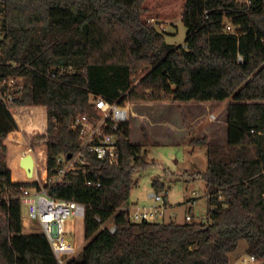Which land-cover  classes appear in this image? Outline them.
<instances>
[{
	"label": "trees",
	"instance_id": "trees-1",
	"mask_svg": "<svg viewBox=\"0 0 264 264\" xmlns=\"http://www.w3.org/2000/svg\"><path fill=\"white\" fill-rule=\"evenodd\" d=\"M178 18L188 31L177 45L152 21ZM18 76L25 82L12 104L0 100V264H60L45 234L24 231L21 187L39 181L12 179L8 140L30 146L8 137L18 128L10 108H47L46 127L27 135L46 144L49 171L61 153L79 150L69 124L96 112L92 95L120 104L231 98L227 143L190 141L207 150L206 220L133 222L122 208L135 172L151 165L150 139L144 128L145 143L133 142L122 123L118 163L88 154L86 172L47 184L51 196L87 205V243L66 264H231L241 239L264 264V0H0V83ZM110 218L115 231L104 226Z\"/></svg>",
	"mask_w": 264,
	"mask_h": 264
},
{
	"label": "rangeland",
	"instance_id": "rangeland-1",
	"mask_svg": "<svg viewBox=\"0 0 264 264\" xmlns=\"http://www.w3.org/2000/svg\"><path fill=\"white\" fill-rule=\"evenodd\" d=\"M152 22L155 23L157 28L165 34L168 42L177 45L184 44L188 28L181 18L167 21L154 19ZM23 81L25 82V78ZM214 101L215 102H212V105L208 107L209 111L201 116V122L205 121L208 125L210 124L209 119L211 117V135L214 137L215 142L220 143L225 141L223 126H225L227 107L231 98ZM135 102H133L130 107L131 110L136 113L138 110L135 109ZM201 103L204 104L202 107H206L205 102ZM164 108V113H169V110L171 109L168 114L171 115L170 119L166 122H160L150 127L153 139H151V143L147 146L144 156L151 162V165L144 169H138L135 172V178L138 180V184L131 191L130 201H133L137 206L141 207H151L155 205L156 201L151 194L156 192L153 187V182L156 179H159L164 183V189L160 191V194L166 198L169 204L167 213H165L166 221L172 219L176 222H185L188 214L192 215L193 220L204 219L203 217L207 216L208 210V191L206 182L201 173L207 168V150L202 145L193 146L190 143V138H192L198 130L197 134H202L201 130L203 129H193L190 136L189 130L191 129H188L187 124H184V114H182L180 107L165 106ZM187 108L190 107L188 106ZM177 110L179 111V114ZM12 112L18 122V128L16 129L18 131H11L9 137L17 142H24L30 147L17 146L16 142L8 140L9 164L12 167L11 161H17L19 169L23 174H26L27 170L26 167L21 164V159L26 155L23 154V152L29 148L31 151L33 150L32 155L35 158V165H37L38 174V176L35 174L32 179H22L18 178V176L21 175L20 170L12 168V179L16 181H37L38 177L39 182L44 183L47 163L46 144L40 141L37 142V145L34 147L27 134L29 131L35 132L46 127L47 108L45 106L14 107ZM191 112H194V110ZM134 114L127 121L130 124L133 122L132 140L136 143L142 141L145 143L143 134V129L145 127L139 124V119L135 118L136 114ZM185 117L191 127L189 118L187 115H185ZM198 124L199 122L196 123L195 126H198ZM31 151H29V153ZM253 152L254 149L252 150V153ZM27 174H29V172ZM14 175H18V179L14 178ZM22 209L25 214L26 207L23 206ZM158 220L164 221L163 217L158 218ZM83 221L84 219L82 217H71L66 221L65 226L70 239L74 240V238H80L84 229ZM113 223H115L114 219L110 218L104 226H111ZM32 231L42 232V229L38 227L32 229ZM86 243L87 240L85 239L73 256L78 255ZM246 247L247 241L241 239L237 249L229 253L231 264L258 263L257 261L256 263L249 261L250 255L247 254ZM245 258L247 259L245 260Z\"/></svg>",
	"mask_w": 264,
	"mask_h": 264
},
{
	"label": "built area",
	"instance_id": "built-area-1",
	"mask_svg": "<svg viewBox=\"0 0 264 264\" xmlns=\"http://www.w3.org/2000/svg\"><path fill=\"white\" fill-rule=\"evenodd\" d=\"M241 1L251 5L253 0ZM225 29L230 32L238 30L229 20H227ZM64 69L66 72L74 71L72 66ZM54 73L51 70L49 75ZM23 79L22 76L5 78L0 83V100L10 106L14 99V92L24 85ZM91 101L96 112L74 116L69 124V127L78 133L79 150L71 154L70 157L66 153H61L56 158V165L51 167L49 171L46 163L44 183L39 182V186L21 187L22 208L23 206L26 207L25 214L22 209L23 223L25 219H28L39 224L60 264H66L80 247V244L68 237L66 221L71 217L84 218L87 205L77 200L51 196L47 184L64 182L70 173L86 172L91 165L88 154H94L110 164L118 163L120 159L119 139L124 134L121 124L127 122L135 113L131 110L130 101L125 102L126 105L120 104L119 102H111L101 95H92ZM87 183L91 184L90 181ZM151 196L156 201L155 205L151 207H141L134 204L123 206L122 209L127 213L130 221H159L158 218H164L169 207L166 198L160 192L152 193ZM203 218L206 220V217ZM186 219L193 220V217L188 214ZM109 228L115 231L117 224L113 223ZM249 261L256 263L255 255H250Z\"/></svg>",
	"mask_w": 264,
	"mask_h": 264
},
{
	"label": "crops",
	"instance_id": "crops-1",
	"mask_svg": "<svg viewBox=\"0 0 264 264\" xmlns=\"http://www.w3.org/2000/svg\"><path fill=\"white\" fill-rule=\"evenodd\" d=\"M133 102H135V101H131L130 105H132ZM201 102H205L206 103L205 104L206 107H202V105H204V104H202ZM212 102H215V101L214 100H204V101H194V100H191V101H179V100H177V101H137V102H135L136 103L135 109L138 110V111L135 110L136 111L135 114H137L135 116V118H138L139 119V124H141L142 126H144L146 128V130L148 132V135H149L150 143H151V141H152L151 139H153V134L150 131V127L152 125H155V124L160 123V122H166V121H168V119H170L171 115H168V114L170 113L171 109L169 110V113H164V110H163V109H165L164 107L165 106H177V107H180V110L182 111V114H184V116L187 115V117L189 118L190 125H191V128H190L191 130H189L190 131L189 132L190 136H191V131L193 129H203V130H201L202 134L198 135L197 134L198 131H199L198 130L193 137L198 138V137H202L204 135H208L210 140H211V142L219 143V142H215L214 141V137L211 135V129H212L211 117L209 119L210 120V124L207 125V123L205 121L201 122V116L205 112L209 111L208 107H210V105H212ZM188 106L190 108H187ZM193 110H194V112H191ZM181 111H180V113H181ZM177 112L179 114L178 110H177ZM226 116H227V113H226ZM198 122H199L198 126H195L196 123H198ZM132 124H133V122L131 123V135H132ZM184 124H185V122H184ZM227 125H228V122H227V117H226L225 126H223L224 127V133L223 134L225 135V141L224 142H220L221 144H226L227 143V127H228ZM183 127H185V126H183ZM188 129H189V127H188ZM15 131H18V130H15ZM29 132H34V131H29ZM131 135H130V139L132 140V136ZM192 138H190V141H191ZM139 143H143V141L139 142ZM7 146H8V144H7ZM7 162H8L9 167L11 168L12 174H13V169H12V167L9 164V146H8V159H7ZM207 166H208V164H207ZM38 179L39 178L37 177V180ZM14 181H16V180H14ZM129 204H134L135 205L136 203H134L133 201H130ZM165 213H167V210H166ZM165 217H166V214H165V216L163 218L164 221H166ZM168 221H174V220L171 219V220H168ZM168 221H166V222H168ZM179 223H182V222H179ZM23 224H24V231L25 232H33L32 229L38 228V227L40 228V226H39V224L37 222L30 221L28 219H25ZM84 230L85 229H83V233L80 236V238L77 237L78 239L74 238V240H72V239L71 240L77 242L80 245H82L84 240H85V238H84ZM246 259L247 258H245V260Z\"/></svg>",
	"mask_w": 264,
	"mask_h": 264
},
{
	"label": "bare ground",
	"instance_id": "bare-ground-1",
	"mask_svg": "<svg viewBox=\"0 0 264 264\" xmlns=\"http://www.w3.org/2000/svg\"><path fill=\"white\" fill-rule=\"evenodd\" d=\"M24 77V76H23ZM137 115V114H136ZM224 145V144H223ZM29 151H31V149H29L28 148V150H25L24 152H23V154H27V153H29ZM30 154H33V150L30 152ZM19 159V158H18ZM12 162H14V161H11V165H12V168H14V169H19V164H18V162L17 161H15L14 163H12ZM35 167H34V169H33V171L32 172H29L28 170H27V168H26V170H27V173L29 172V174H23V172L20 170V176H18V175H14L13 177L14 178H16V179H18V178H22V179H28V178H33L34 176H35V174H36V176H38V174H37V167H36V165H34ZM29 175V176H28ZM17 176H18V178H17Z\"/></svg>",
	"mask_w": 264,
	"mask_h": 264
},
{
	"label": "water",
	"instance_id": "water-1",
	"mask_svg": "<svg viewBox=\"0 0 264 264\" xmlns=\"http://www.w3.org/2000/svg\"><path fill=\"white\" fill-rule=\"evenodd\" d=\"M69 157L71 156V154L68 155ZM21 164L23 166H25L27 168V170L29 172H32L34 169V165H35V158L32 154L28 153L26 155H24V157H22L21 159ZM260 254L263 255L264 254V248L260 251Z\"/></svg>",
	"mask_w": 264,
	"mask_h": 264
}]
</instances>
